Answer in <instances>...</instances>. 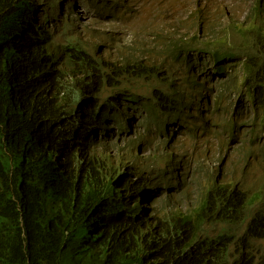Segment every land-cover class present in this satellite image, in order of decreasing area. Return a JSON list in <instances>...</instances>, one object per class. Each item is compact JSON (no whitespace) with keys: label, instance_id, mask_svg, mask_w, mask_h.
I'll list each match as a JSON object with an SVG mask.
<instances>
[{"label":"trees","instance_id":"1","mask_svg":"<svg viewBox=\"0 0 264 264\" xmlns=\"http://www.w3.org/2000/svg\"><path fill=\"white\" fill-rule=\"evenodd\" d=\"M106 2L85 5L100 11ZM63 3L67 7L70 0H0V264H264V251L253 252L259 250L257 237H264V136L258 135L264 132V59L241 62L245 106L231 108L220 95L203 103L200 82L155 68L147 47L132 42L126 47L137 55L121 48L119 58H112L76 34L70 15L54 25L53 9ZM250 9L244 31L260 35L264 0H253ZM162 38L166 51L159 59L172 49ZM223 58L230 57L213 59ZM233 63L217 71L227 70L222 83L236 86ZM147 76L155 83L143 89ZM205 111L218 116V131ZM135 119L138 131L130 130ZM174 124L177 132L171 133ZM245 129L252 133L248 143L238 136ZM179 135L189 136L181 142L193 149L213 136L224 157L237 152L238 165H247L236 179L201 170L208 176L204 185L199 165L189 162L180 176L166 147L158 166L152 164L165 182L168 172L184 181L167 202L188 207L160 216L133 204L127 217L120 216L116 197L122 193L100 149L113 139L166 145ZM253 169L261 182L244 193L246 173ZM133 184L138 187V181ZM192 194L198 196L195 204Z\"/></svg>","mask_w":264,"mask_h":264},{"label":"clouds","instance_id":"2","mask_svg":"<svg viewBox=\"0 0 264 264\" xmlns=\"http://www.w3.org/2000/svg\"><path fill=\"white\" fill-rule=\"evenodd\" d=\"M178 1H182L183 4L186 6L188 5L187 14L190 15L192 12L196 11V13H199L200 16L198 17V20L193 24V26L188 28L186 31L180 32V29H178L177 33L180 35H178L174 41L170 42L172 48L171 51L168 54H164L159 59L158 63L153 64V66H155V68L167 69L168 71L173 72L175 69V64L177 62L180 64L181 67L185 65L184 69H187L189 71V74H187L188 77H190L192 81L197 80L200 82L201 89L204 92L202 99L203 103H206V99L207 103L211 104L215 99V96L220 95L224 96L225 98H228L231 101V108H236L239 106L240 109V107L245 106L247 93L245 87L243 86L245 71L243 68H240L241 62L245 60L244 57H250L254 59V56H258L259 58L264 59V30L260 32V35L250 34L249 32L248 34H246L244 31V27L246 26L247 21H250L251 18L249 11L251 10L250 8L251 4L253 3V0H249L248 5H245V7L239 4L238 1L235 2L233 0ZM73 2L76 3L75 10H72L71 8V4H73ZM82 3L84 4H82V6H85V0H82ZM125 4L126 0H112V2H110V0H107L106 4L103 5L100 11H98L94 6L90 8L101 14L102 10L107 7L109 13L107 17L113 18L117 11H120L119 8ZM79 5V0H70V3L67 4V7H69V9L66 13L64 12V8H66L65 3L61 5V10L59 9V7L56 6L53 9V14L55 12V9H58L61 15H59L58 17H54L52 14V23L54 25H58L60 18H63L66 15H70V18L75 22L76 18L72 17V12L75 11L76 13H78ZM48 10L52 12L51 8H49ZM209 12H213L214 17H209L207 15ZM150 15H155V12L153 11V13H151ZM258 23L264 29V18L260 17L258 19ZM160 30L162 31L161 28ZM150 31L151 30L148 29L147 35L153 37L154 34H149ZM241 32H243L244 34H242ZM76 34L83 35L77 28ZM132 42H134L135 44L139 43L137 40L131 39V46ZM252 43L258 51L257 53H253L251 49ZM203 45H207L209 47L206 50H203ZM248 48L250 50V54L247 55L246 51ZM215 51H218L217 55L214 54ZM179 52H183L182 57L178 55ZM216 56H229L230 58L229 60L223 58L219 62H215L213 58ZM232 61H234L233 72L230 74V76L236 75V86H231L228 80L222 83V79L227 74V70H221L219 73L217 71V68L220 64L226 66L225 64L230 63ZM187 62L189 63V65H187ZM195 66H198V68H200V75L207 76L209 81L215 80L217 82V84H215V88L205 89L204 81L198 79L195 72L191 69ZM160 72L161 71H159V73ZM159 75L163 76V73H160ZM151 80L152 84H154L155 79L151 77ZM152 84L149 83L150 86ZM205 112V115L208 117L211 127L214 129V131H218V120H213V118L215 117L214 112ZM133 122L136 124V128L130 124V130L138 131L139 127L137 120L135 119L133 120ZM124 124L123 126L126 127V125ZM169 129L171 133L177 132L175 124L171 125ZM258 130L261 129L255 128V131ZM242 132L243 131L238 134L239 137H241ZM175 135L176 134H173V137ZM251 135L252 133L250 132L248 134L249 137L246 139V143L250 141ZM258 135L263 137L264 132L259 131ZM210 138L217 141L216 138L213 136H208L206 140ZM177 139L178 142L173 143V145L175 147V151L177 145L183 146V151L181 152H174L171 147V143L166 145H162L160 143L159 144L161 145L162 150H164V152L166 151V147L170 146V148H167V151L168 154H173L171 164L181 176L182 170L184 173H186L185 167L188 166V163L190 162V164L196 165V162L199 160V157L196 154L198 149H193L192 145L184 144L181 142L183 139H190L189 136L179 135L177 136ZM203 141L205 142V140ZM204 145L207 144L205 143ZM189 148H192L194 151H189ZM100 151L104 153L107 170L113 177H115L114 183L117 189H119L122 193L120 197H116V204H121L118 208H116V210H118L119 215L122 217L128 216V208L133 204L145 206L146 208H148V210H154V213L158 214V208H163L161 205L162 202L166 201V203H168L167 196L174 189H176L178 183L184 182L181 181V179H179V182L175 181V179H172V177L169 176V172L167 176L169 182H165L163 179H160L159 169L154 167L152 164L154 162L155 165L158 166L156 160L158 155H156L155 152L151 151L150 145L145 146L144 142H142L141 144L136 142L135 140L127 139L126 137L120 142H116L113 139L107 147H103L102 149H100ZM147 151L149 152V155L145 156L144 153ZM219 153H222L223 158L224 150H220L218 147V154ZM189 154L191 155L190 157H188ZM161 155H163V153ZM129 156L137 158L138 161L142 162V164L139 165L132 159H128ZM174 157H176L175 161L173 159ZM84 158H77L75 161H83ZM217 174L219 175V173ZM138 177H141V179H138ZM143 177L144 179L142 180ZM257 180L258 178L253 181V184L251 186H249V191L256 187ZM135 181H138V187L133 184V182ZM148 183H150V186H147ZM245 186H243L242 190L244 191V193H246ZM139 188H141V190H139ZM143 191H146V193L143 194ZM192 195L191 201L193 200V204H195L197 199L194 200L192 198ZM177 196L178 195L176 194V197ZM144 198H146V200H144ZM183 204H186V202L179 203L175 200V202H172V205L170 204L171 209L169 211H172V209L183 210V208H181V205ZM175 205L176 207H174ZM187 207L188 205L186 204L185 208ZM160 216L163 215L161 214ZM248 221L249 219L247 218L242 225L238 226V235H242L244 233ZM257 243L258 246L256 248H258L259 250L256 251L254 250L256 248H254L253 252H255L256 254H260L264 251V237L258 236Z\"/></svg>","mask_w":264,"mask_h":264},{"label":"rangeland","instance_id":"3","mask_svg":"<svg viewBox=\"0 0 264 264\" xmlns=\"http://www.w3.org/2000/svg\"><path fill=\"white\" fill-rule=\"evenodd\" d=\"M233 1H238L239 4L245 7V5H248L249 0ZM79 3L78 13L75 11L72 12V17L76 18L75 25L77 26V29H79L80 33L85 36L90 44L102 51L104 55L110 54L112 58H119L121 48L124 50L125 54L137 55L138 53H133L126 47V45L130 44L131 39L137 40L139 43L136 44V48L143 49V47H147V55H149L147 58H151L150 62L154 61V63H158L159 53L166 51L162 35L166 37L169 42L174 41L175 38L180 35L177 33L178 29H180V32L186 31L193 26L200 16L196 11L192 12L190 15L187 14L188 5H184L182 1L178 0H126V4L119 8L120 11H117L113 18L107 17L109 14L107 7H105L101 14H99L97 11L90 8L92 7V4L89 6L85 5V7L82 6V0H79ZM68 9L69 7L64 8V12L66 13ZM153 11L155 12V15H150ZM59 15H61L60 11L55 9L53 16L58 17ZM207 15L209 17H214L213 12H209ZM148 29L151 30L149 34H154L153 37L147 35ZM184 67L185 65L181 67L177 62L175 64V69L172 72L174 76L184 77L189 74V71L184 69ZM191 69L195 72L198 79L204 81L205 89L215 88L217 82L215 80L209 81L207 76L200 75V68H198V66ZM148 83L152 84L150 76L144 82L143 89L149 88L147 85ZM213 120H218V117L215 116ZM131 125L136 128L134 122H131ZM249 133L250 129L243 130L241 138L247 139ZM151 135H153V133L147 134L148 137ZM170 143L174 152L183 151V146L177 145L175 151L173 143ZM205 143L207 145H204L197 150L196 154L198 155L199 160L197 162L195 161L196 165H199L197 174L199 177L201 176V181L203 183L205 182L204 185L207 183L208 176L206 174L204 175L201 170H212L215 174L219 173V179H221V177L225 179H236L241 174L240 172L242 168L247 165L246 162L238 165L239 155L237 152H231L228 157L222 158V153L218 154L217 141L214 139L210 138L205 140ZM149 145L151 151L155 152L156 155L164 153V150H162L159 143L154 141ZM168 148H170V146ZM206 149L207 153L204 155ZM189 151L194 150L189 148ZM144 155H149V152H145ZM190 156L191 155L189 154L188 157ZM128 159H132L139 165L142 164V162L138 161V159L133 156H129ZM246 178H248L245 186L247 190L257 178L258 183L261 182L260 172L257 169H253L249 173L247 172ZM192 198L196 200L197 196L193 194ZM161 205L163 208H158V214L164 216L171 209V206L169 203H166V201L162 202ZM185 206L186 204H183L181 205V208L184 209Z\"/></svg>","mask_w":264,"mask_h":264}]
</instances>
